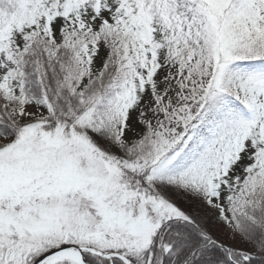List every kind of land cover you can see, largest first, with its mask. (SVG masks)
I'll list each match as a JSON object with an SVG mask.
<instances>
[{
	"label": "snow or ice",
	"instance_id": "snow-or-ice-1",
	"mask_svg": "<svg viewBox=\"0 0 264 264\" xmlns=\"http://www.w3.org/2000/svg\"><path fill=\"white\" fill-rule=\"evenodd\" d=\"M0 264H264V0H0Z\"/></svg>",
	"mask_w": 264,
	"mask_h": 264
}]
</instances>
